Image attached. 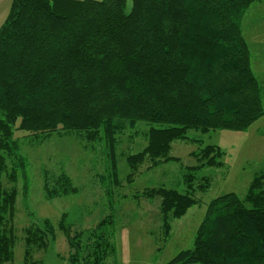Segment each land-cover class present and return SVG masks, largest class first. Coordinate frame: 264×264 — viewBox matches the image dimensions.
Listing matches in <instances>:
<instances>
[{"label":"trees","instance_id":"16d2710c","mask_svg":"<svg viewBox=\"0 0 264 264\" xmlns=\"http://www.w3.org/2000/svg\"><path fill=\"white\" fill-rule=\"evenodd\" d=\"M14 0L0 28V264H15V220L22 192L28 198L27 160L18 134L43 143L53 134L77 136L85 148L114 149L125 132L147 126V146L126 156L129 184L180 159L170 156L189 134L245 132L264 117L262 87L242 33L243 19L258 0ZM184 192L166 187L136 191L138 203L159 201L166 244L172 221L183 219L212 186L205 169H223L225 153L215 145L191 154ZM106 194L120 186L115 158L108 157ZM141 174V171H140ZM104 179V177H103ZM20 181L23 182L22 188ZM47 199L79 193L65 173L43 171ZM135 193V192H134ZM23 264L45 252L57 230L29 213ZM70 264H117L115 217L74 230L59 224ZM161 248L157 252H161ZM168 264H264V172L245 197L212 200L193 248Z\"/></svg>","mask_w":264,"mask_h":264},{"label":"rangeland","instance_id":"374dc122","mask_svg":"<svg viewBox=\"0 0 264 264\" xmlns=\"http://www.w3.org/2000/svg\"><path fill=\"white\" fill-rule=\"evenodd\" d=\"M126 1V12L130 13L132 2ZM10 8L0 2V27ZM148 129L141 125L134 132L127 130L117 139L112 150L109 144L94 145L87 149L75 135L53 134L43 143L35 144L25 139V135L18 134L21 153L27 160L29 194L24 199L21 192L17 202L15 227L19 241L15 249V264H23L24 261L23 239L24 230L30 224L29 213L39 220L50 221L57 230L48 249L44 253L37 252L35 261H44L45 264H70L68 243L64 232L59 229L65 216L74 230H85L95 227L106 215L113 213L117 264H168L179 253L193 248L197 230L204 220L207 205L212 200L230 193L245 197L256 173L264 170V164L254 158L257 155L254 149H259L262 143L255 128L250 132L218 131L205 135L191 133L189 137L197 139L198 143L178 141L172 144L170 156L180 159L179 163H170L152 172H148V164H145L140 168L135 182L129 184L130 170L125 158L142 152L147 146L145 135ZM209 145L218 146L225 153V168L205 169L200 173L199 177L212 180V186L206 193L197 194L202 205L193 207L183 219L172 221V230L165 244L162 242L164 233L159 215V201L149 203L140 200L136 203L133 196L136 191L155 187L184 192V169L197 165L191 154ZM108 157L115 158L120 181V186L113 189V209H110L107 188L102 183L109 181ZM44 170L53 175L62 171L67 173L79 193L47 199L44 191ZM22 186L23 182L20 181V187ZM159 248L162 251L158 253Z\"/></svg>","mask_w":264,"mask_h":264},{"label":"crops","instance_id":"0c3cea01","mask_svg":"<svg viewBox=\"0 0 264 264\" xmlns=\"http://www.w3.org/2000/svg\"><path fill=\"white\" fill-rule=\"evenodd\" d=\"M13 1L14 0H0L7 8L8 6L11 7ZM3 24L4 23H2V25ZM242 33L250 49L252 70L262 87L264 103V0H258L248 9L243 19ZM254 128L260 135L258 139L262 140L260 148L258 149L256 147L254 149V152L257 154L254 158L264 164V117L245 132H250ZM258 154L260 157H258ZM262 172H264V170L256 173V175Z\"/></svg>","mask_w":264,"mask_h":264}]
</instances>
